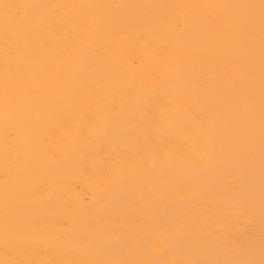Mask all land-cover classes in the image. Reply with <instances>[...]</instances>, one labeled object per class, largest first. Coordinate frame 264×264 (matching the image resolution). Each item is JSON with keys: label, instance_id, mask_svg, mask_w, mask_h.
Here are the masks:
<instances>
[{"label": "bare ground", "instance_id": "1", "mask_svg": "<svg viewBox=\"0 0 264 264\" xmlns=\"http://www.w3.org/2000/svg\"><path fill=\"white\" fill-rule=\"evenodd\" d=\"M259 3L0 0V260L264 258Z\"/></svg>", "mask_w": 264, "mask_h": 264}, {"label": "snow or ice", "instance_id": "2", "mask_svg": "<svg viewBox=\"0 0 264 264\" xmlns=\"http://www.w3.org/2000/svg\"><path fill=\"white\" fill-rule=\"evenodd\" d=\"M5 9L4 23L8 27L10 24L19 26L27 18L26 14L22 10L34 7L33 5H3ZM59 9L60 5L53 6ZM205 7V6H199ZM208 7H240V8H255L260 9V22H261V50H262V104H261V152H262V166H264V0H260L259 5H217ZM14 10V11H13ZM236 23L244 27L249 26L252 21L250 18H237ZM262 210H264V204H262ZM93 247H100L101 242L99 240L92 242ZM0 264H35L32 261L26 260H0ZM79 264H160V262L150 260H134V259H97L89 261H81ZM168 264H264V258L259 261L245 260V261H203V260H189V261H177L168 262Z\"/></svg>", "mask_w": 264, "mask_h": 264}]
</instances>
